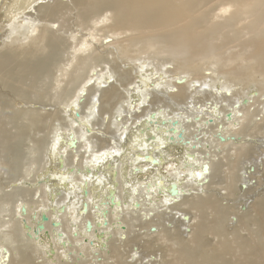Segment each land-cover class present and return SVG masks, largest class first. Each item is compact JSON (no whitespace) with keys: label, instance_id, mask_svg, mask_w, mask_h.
Wrapping results in <instances>:
<instances>
[{"label":"bare ground","instance_id":"1","mask_svg":"<svg viewBox=\"0 0 264 264\" xmlns=\"http://www.w3.org/2000/svg\"><path fill=\"white\" fill-rule=\"evenodd\" d=\"M174 2L0 0V88L28 105L7 113L0 101V171L8 153L11 173H24L0 182V264H264V86L254 96L221 82L208 91L193 22L141 46L140 59L120 38L178 16ZM153 49L177 68L149 62ZM254 52L264 76V42ZM203 54L219 59L208 46ZM199 93L212 103L197 106ZM53 100L61 111H46ZM55 119L68 125L51 141L33 133ZM5 121L25 123L13 132Z\"/></svg>","mask_w":264,"mask_h":264},{"label":"rangeland","instance_id":"2","mask_svg":"<svg viewBox=\"0 0 264 264\" xmlns=\"http://www.w3.org/2000/svg\"><path fill=\"white\" fill-rule=\"evenodd\" d=\"M186 1L187 0H175L174 2L175 9L178 10L179 8L178 6L184 9V11L181 12L178 16L172 18H162L160 22L153 24L149 27H146L142 32H136L131 30L130 28L126 29L124 30V34L120 38L127 39V44L130 45V49L140 59L141 56H139L138 51L141 46L143 45L146 46L149 43L153 44L159 41H165L169 38H174L179 35L184 36L187 34L189 30V25L193 22L194 30L192 36L198 40L199 47L200 48L202 47L200 50L201 51L200 55L199 54L194 55V59L196 61V64L201 69L200 71L202 73V76L204 75V77L209 78V80L204 77L199 78L201 83L204 85L207 84L206 89L208 91L212 90L213 87L212 82L215 83L221 82L222 84L229 85L230 87H235L237 91L243 90V94L251 91L253 92L252 96H254V94L258 93V89L264 86V76L260 75L259 73H255V70L260 71V69H259V64L257 63V59L254 57L255 56L254 46H259L264 42V0H189V2ZM105 14L108 13L106 12ZM82 33L88 35L89 31L84 30L82 31ZM204 46L205 47L208 46L215 53V55L218 56L219 59L206 58L205 55L203 54V50L205 48ZM111 49L112 48H108L106 52L109 53ZM194 53H197V50H194L193 54ZM148 55L152 57V61L149 62L158 64L163 69V71L166 70L173 71L174 69L177 68V64L174 62L175 60H177V57L171 53L157 57L155 56L153 49L152 51L148 52ZM155 57H157V59H154ZM122 58H125V62L121 60H119V62L120 65H123V69H128L133 67L134 64L132 61L126 59L125 56H122ZM100 71L101 68H98L88 73L89 75L87 76V80H90L89 83L91 85L94 84L95 78L97 76V72ZM178 73H180V76H185V79H187L185 74H191L189 70H183V69H178ZM253 75L257 76V78L254 80L251 77ZM113 81L114 79L111 78L110 75L107 76V79H103V82H106L108 84L112 83ZM49 86L50 84H48V88ZM127 88L132 90L131 85L128 86ZM119 89L121 91L124 90V88L122 87H119ZM206 94L207 93H199L194 95L196 97L195 102L197 103V106H199L201 103L203 104H205L206 102L207 104H209V102L212 103L210 98L214 97V95L211 96L208 94L209 96L206 97ZM8 95H10V92L2 91V88H0V101H2L3 106L8 109L7 113L11 112L13 108L17 110L20 107L21 108L28 107V105L24 106V104L26 103L23 101V99L19 97H15V95L7 97ZM125 96L124 93H122V99L124 100L123 102L122 100L120 101L122 105L119 110H121L122 107L124 106L125 108H127L126 101L128 100L129 96L127 94ZM54 101L55 100H53V102L52 101L46 102L47 105H51L45 108L46 111L51 109L52 110L56 109L61 111L63 109V104L55 105L54 103L57 102ZM260 101H264V98L262 97ZM178 103L176 102V104H178L176 107L180 109V112L187 113L185 109L186 108L188 109V105L183 104V101L182 103L181 102ZM99 105H100L99 102H96L97 108L99 107ZM33 106L38 107L40 105L32 104V107ZM176 107H174L175 109L174 112H179V110L176 109ZM181 107L183 108L182 111H181ZM83 111L86 114H88V112L91 111V107L88 106ZM65 114L66 112L63 113L62 116L65 117L64 116ZM107 116L108 115H105L104 117L107 118ZM101 118L103 119L102 116ZM97 121L100 122V120ZM107 121H108L107 119L104 120V123H107ZM17 122H18L16 123L17 125H22L21 123H23L22 121H17ZM52 122H51L52 125L49 124L50 122H48V124L46 125H42V128H40V132L33 131V133L35 135H40V136L43 134V136L47 137L48 140L51 141L53 137H55L60 130H62L63 128L66 129L67 128L66 125H68L67 121H65L64 119L63 121L62 120L57 121V119H55L52 120ZM8 123H9L8 121H5V125H6L5 128L8 129L9 126L13 127V128L10 127L9 128L11 131L13 130V132H15L14 127L16 126V124L10 125ZM64 124L66 125L64 126ZM258 137H259L258 140L262 138L261 135H258L257 138ZM258 142L262 144H259ZM258 142H257L259 144L258 146L264 144L263 141L262 142L258 141ZM31 143L32 142L28 140L26 141V143H24L25 146L21 147L23 153L22 157L24 156L22 160L23 161L22 166H24L23 169H25L23 170L24 172L26 171V167H28L27 163H29L28 162L29 157L32 158L28 151V147L31 146ZM25 149L27 151H24ZM4 155L5 158H3L1 162L5 163L6 161V167L8 171L6 170L0 171V182L5 183L6 184L4 185L5 187H9V186L11 187L13 186L14 182L19 183L22 180H24L23 179L24 173H22L23 176H21L22 180L21 179H20L21 181L17 180L18 178H20V176H14L16 174L13 175L11 173V170L9 169L10 165L8 164L10 162V156L8 155V153ZM36 156H39V161H42L43 159L41 158L43 157L42 154L41 157L40 155L35 154V157ZM244 188L246 187L244 186ZM261 188L264 189V184L262 185ZM7 191H9V188ZM12 211L13 208L9 206L7 207L6 212L5 211L3 212L2 210L3 215L1 214V216L5 219H8L9 216H13ZM186 229L188 230V228ZM42 261L43 258H40V260L36 259V263H42Z\"/></svg>","mask_w":264,"mask_h":264},{"label":"water","instance_id":"3","mask_svg":"<svg viewBox=\"0 0 264 264\" xmlns=\"http://www.w3.org/2000/svg\"><path fill=\"white\" fill-rule=\"evenodd\" d=\"M222 141H224V138L223 137H220ZM45 220H47V218H44Z\"/></svg>","mask_w":264,"mask_h":264}]
</instances>
